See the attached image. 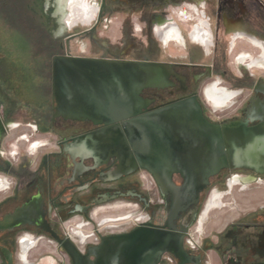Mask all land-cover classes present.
Instances as JSON below:
<instances>
[{"label":"flooded vegetation","instance_id":"af4514ba","mask_svg":"<svg viewBox=\"0 0 264 264\" xmlns=\"http://www.w3.org/2000/svg\"><path fill=\"white\" fill-rule=\"evenodd\" d=\"M95 1L99 5L92 4L94 0L84 4L95 7L96 15L70 26L62 20L59 0H31L42 11L40 15L33 8L34 13L54 27L55 56L164 63L166 86L141 93L151 101L148 111L197 99L204 117L221 130L225 158L219 157L220 142L211 136L192 147L155 150L150 160L155 170H148L142 166L147 159L136 153L79 141L104 130V124L56 116L61 111L53 89V59L50 91L28 72L8 69L5 86L0 83L4 103L3 109L0 105V264H61L56 252H67L56 236L70 239L78 251L75 257L67 253V264H264V195L234 198L221 207L225 211L216 221H208V216L199 222L204 196L213 186L230 188L223 192L224 198L234 186L245 191L264 185V141L245 158H231L228 144L236 143H228L226 137L235 138L237 127L241 132L244 126L264 127V75L236 72V66L264 69V64L248 67L263 56L264 0ZM117 2L165 4V13L155 15L151 23L166 45V60L71 53V43L78 37L95 40L94 33L110 20V4ZM81 23L91 24L66 35ZM172 28L179 36L165 40L164 31ZM175 47L182 50L176 52ZM209 88L226 99L223 107L214 108L207 99ZM10 131L15 132L9 135ZM168 163H173L170 173L164 168ZM219 164L225 165L212 167ZM143 171L152 180V196L140 189ZM168 175L182 190H162L158 177L166 180ZM235 178L238 183L230 187ZM116 198L136 201L145 214L136 222L106 225L105 231L95 229L85 236L77 231L78 240L62 237V223L76 215L88 218L97 204ZM105 239L110 241L104 243Z\"/></svg>","mask_w":264,"mask_h":264},{"label":"water","instance_id":"95a60500","mask_svg":"<svg viewBox=\"0 0 264 264\" xmlns=\"http://www.w3.org/2000/svg\"><path fill=\"white\" fill-rule=\"evenodd\" d=\"M53 66V89L61 111L56 116L61 114L72 120L89 119L106 126L104 130L79 138V141L98 145L102 149L119 147L130 155L136 153L147 159L142 166L148 170H155L150 161L155 150L178 145L192 147L211 136L220 142L219 157L225 158L221 130L204 117L197 99L148 111L151 101L144 99L141 93L148 87L166 86L164 63L66 55L54 56ZM228 129L224 127L225 131ZM242 130L244 132L237 127L236 137L231 140L226 135L228 143H236H227L233 148H229V151L232 150L231 158H245L250 150H255L257 143L264 141L263 126L249 130L244 126ZM223 165L212 167L217 170ZM171 167L173 163L164 165L169 173ZM158 183L163 191L182 190V187L175 185L170 175L166 180L158 177ZM56 239L70 256L78 254L70 239L58 236ZM110 239H105L104 243Z\"/></svg>","mask_w":264,"mask_h":264},{"label":"rangeland","instance_id":"374dc122","mask_svg":"<svg viewBox=\"0 0 264 264\" xmlns=\"http://www.w3.org/2000/svg\"><path fill=\"white\" fill-rule=\"evenodd\" d=\"M95 2L98 3L94 0L92 4H95ZM33 8L38 9L39 14H42L39 7H34L31 4V0H0V83L5 86L4 79L10 77L8 69L16 68L28 72L36 83L45 85V88L50 91L51 63L56 55V38L51 33L54 27L47 22V18L43 19V17L35 14ZM165 8L164 3L155 5H149L148 2L132 5H121L118 2L111 3L108 12L110 20L102 24L94 33L95 40L92 36H80L71 43L70 51L72 54L107 56L123 54L133 58L149 57L153 60L164 61L166 60V45L161 42L154 32L151 20L155 15L164 14ZM50 11L51 9L48 10V12ZM90 24L81 23L75 28L69 29L66 35L86 29ZM100 43L105 44L108 49L101 46ZM181 50L180 47H175L176 52ZM254 56H257V54ZM250 71L257 75H264V69L262 68L242 70V68L236 66L237 73ZM19 103L21 104V102ZM3 104V101H0L2 109ZM19 119H22V117H19ZM15 131H10L9 135H12ZM141 174L144 176V180L140 189L143 191L146 189L147 195L152 196L154 191L151 189L153 186L152 180L145 171ZM250 188L252 190L241 191L238 186H234L232 194L221 199V207L234 201V198L248 199L249 194L252 197L264 195V185H252ZM217 189L222 193L229 192L224 184L213 186L204 196L199 218H201L213 192ZM221 207H214L208 211V221L214 222L216 217L223 215L225 209ZM141 214L144 215L145 212L136 201L116 198L97 204L88 218L84 219L76 215L72 220L62 223L60 232L62 237L71 235L72 238L78 240L77 231H81L83 236L95 229L105 231L106 225L136 222ZM84 222L87 225H83ZM56 259L58 263L67 264V253L60 249L56 252Z\"/></svg>","mask_w":264,"mask_h":264},{"label":"bare ground","instance_id":"6f19581e","mask_svg":"<svg viewBox=\"0 0 264 264\" xmlns=\"http://www.w3.org/2000/svg\"><path fill=\"white\" fill-rule=\"evenodd\" d=\"M59 6L61 8L62 15H63L62 20L67 25H70V26H73L74 24H76L78 19H81V18L86 19V18L93 16L97 11L95 7L84 4V0H59ZM169 36H174L175 38H177L179 35L176 34V29L172 28L169 31L167 30L164 31L165 40ZM262 52H263V56L261 58L259 57L257 59H253L252 62L248 64L249 68H252L255 66L261 67L264 64V51ZM217 92H215L212 88L207 89L206 91V94L208 97L207 99H209V101L214 106V108H221L226 104V99L224 97H221L220 95H217ZM33 147H35V145ZM238 181H239L238 178L231 180L229 182L230 187H233L235 184L238 183ZM244 188H247V185H244ZM222 196H223V193L219 192L218 190H215L213 192L212 197L210 201L208 202V204L206 205L201 218H199L200 219L199 222L201 224L205 220L206 216H208L207 213L210 209L214 207L217 208V207L222 206V201H221Z\"/></svg>","mask_w":264,"mask_h":264}]
</instances>
